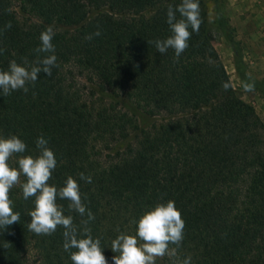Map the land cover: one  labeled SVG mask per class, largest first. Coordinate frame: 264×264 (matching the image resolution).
<instances>
[{
    "label": "trees",
    "instance_id": "obj_1",
    "mask_svg": "<svg viewBox=\"0 0 264 264\" xmlns=\"http://www.w3.org/2000/svg\"><path fill=\"white\" fill-rule=\"evenodd\" d=\"M180 2L0 0V69L13 59L35 61L48 25L56 33L58 64L28 93L0 95V136L26 143V152L9 161L17 168L20 155H38L41 135L49 141L57 159L49 184L62 187L69 175L77 180L95 216L88 227L108 264L117 255L112 240L121 232L134 235L142 214L168 200L185 221L180 259L264 264V124L231 87L224 89L228 80L201 7L199 33H192L185 52L177 58L172 49L157 51L152 41L171 35L167 8ZM97 25L102 34L85 40ZM215 25L236 52L239 79L254 82L264 101V83L240 68L238 44L217 8ZM24 182L22 175L9 192L20 220L0 230V264H27L29 252L38 264H72L75 249L64 250L62 227L51 235L28 229L35 197L23 198ZM58 203L81 230L87 216L69 212L67 200ZM157 264H173V258Z\"/></svg>",
    "mask_w": 264,
    "mask_h": 264
},
{
    "label": "clouds",
    "instance_id": "obj_2",
    "mask_svg": "<svg viewBox=\"0 0 264 264\" xmlns=\"http://www.w3.org/2000/svg\"><path fill=\"white\" fill-rule=\"evenodd\" d=\"M166 15L171 35L165 39H156L152 43L159 53L165 54L172 49L179 58L189 47L188 41L192 33H199L202 23L199 0H181L175 7L169 5ZM11 27L9 21L5 30ZM55 34L52 25L46 26L41 32V44L35 49L38 54L35 61L29 62L25 57L18 63L13 59L7 70L0 69V95L8 96L20 90L28 93L29 86L35 85L42 72L47 76L52 75V69L58 67L55 46L52 43ZM101 34L100 26L97 25V30L86 35L85 40L90 41ZM3 51L0 48V53ZM41 53L48 55L40 58ZM230 86L228 82L223 84L225 90ZM244 89L247 92L254 91L255 83H245ZM36 147L39 150L38 155H20L18 168L13 167L9 163L10 159L24 154L27 145L17 135L0 136V230H5L20 220V213L13 210L9 192L20 183L23 175L26 177V182L22 184L23 198L27 200L35 197L28 229L37 235H51L58 227H62L64 250L68 252L75 249L70 254L72 264H108L101 240L93 238L92 230L88 227L95 216L84 203L79 183L69 175L62 187L50 185L49 181L57 166L55 153L43 135L36 140ZM79 178L88 183L92 179L83 173L79 174ZM58 200L69 201V212L75 211L81 217L87 216V219L81 221V230L78 231L72 215H65V209ZM136 224L134 235L121 232L112 240L111 250L117 253L112 257L114 264H157V259L165 256L172 257L173 264H191V255L183 259L177 255L184 239L185 221L174 201L157 203L145 211Z\"/></svg>",
    "mask_w": 264,
    "mask_h": 264
},
{
    "label": "rangeland",
    "instance_id": "obj_3",
    "mask_svg": "<svg viewBox=\"0 0 264 264\" xmlns=\"http://www.w3.org/2000/svg\"><path fill=\"white\" fill-rule=\"evenodd\" d=\"M210 44L217 54L230 87L248 104L264 124V101L259 90L247 92L238 77L234 48L215 25V9L221 12L231 37L238 44L239 66L249 78L264 83V0H199ZM17 4L13 10L19 22L24 16ZM27 264H38L34 253L27 254Z\"/></svg>",
    "mask_w": 264,
    "mask_h": 264
}]
</instances>
